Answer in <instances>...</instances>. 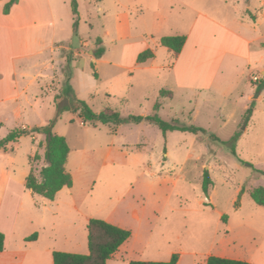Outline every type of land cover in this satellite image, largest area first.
I'll use <instances>...</instances> for the list:
<instances>
[{
	"label": "rangeland",
	"instance_id": "rangeland-1",
	"mask_svg": "<svg viewBox=\"0 0 264 264\" xmlns=\"http://www.w3.org/2000/svg\"><path fill=\"white\" fill-rule=\"evenodd\" d=\"M10 1L0 0V14L9 13L13 5L7 13L4 8ZM50 1L54 42L62 48L27 62L28 77L18 82V90L27 86L25 93L16 104H0V140L16 129L52 126L49 131L63 135L70 148L65 171L72 186L61 189L52 202L26 189L30 170L40 181L46 165L44 133L21 136L0 148V228L14 225L0 264L13 258L11 252L28 249L30 242L24 240L33 234L40 238V249L74 250L65 238L71 233L79 239L82 232L84 241L82 219L87 215L103 221L115 215L133 230L130 254L112 264L167 262L172 255L179 264H198L224 237L236 244L259 245L263 238L251 237L248 228L264 221V206L250 196L255 189L264 190V175L258 173L264 171L261 67L253 56L251 64L241 62L242 74L233 85L228 81L211 90L172 91L166 87L172 59L159 45L165 36L187 37L200 13L229 24L248 5L259 11V0H76V16L72 0ZM35 2L16 1L26 12L40 7ZM123 14L127 19H120ZM34 22L39 20L28 19V24ZM250 22L248 17L246 24ZM35 24L26 29L28 40L41 35V26ZM201 37L212 40L208 28ZM80 41L88 48L82 50ZM146 46L154 58L137 66ZM99 47L102 57L89 60V50ZM79 49L81 57L73 58L71 52ZM41 61L49 62L43 73L54 74L51 93L45 89L46 80L31 78L39 70L32 65ZM161 90L171 91L172 98L160 97ZM258 93L261 98L255 99ZM77 101L96 114L114 110L121 122L83 127L81 113L71 109ZM245 105L253 112L248 120ZM148 116L205 132L163 134L153 122L130 121ZM204 172L212 183L207 195L202 190ZM75 205L77 211L71 208ZM133 210L139 212V221Z\"/></svg>",
	"mask_w": 264,
	"mask_h": 264
},
{
	"label": "crops",
	"instance_id": "crops-1",
	"mask_svg": "<svg viewBox=\"0 0 264 264\" xmlns=\"http://www.w3.org/2000/svg\"><path fill=\"white\" fill-rule=\"evenodd\" d=\"M34 4L40 5V7L32 8V10L26 12L22 9L23 7L20 3H15L8 14H0V104L9 102L16 104L19 97L25 93L27 86H24L22 90H18V82L19 78L25 80L26 77H28L27 68L30 66L27 62L30 59L41 57L45 51L54 53L57 48H62L60 42H57V46L54 42L56 35L51 1L36 0ZM246 8L245 12L235 15L229 24H222L206 14H198V18L194 21L191 33L186 37L180 53L173 55L171 51L165 48L172 59V65L169 69V83L166 87L172 91L175 89L183 90V88L197 91L211 90L215 86L222 87L228 81L233 85L236 83L238 76L242 74L241 62L251 64L253 56L255 58L254 63L260 65L261 68L259 71L262 73L264 71V0H259V11L254 12L255 6L251 5H248ZM248 17L251 18L252 23L246 24ZM29 18L38 19L39 22L28 24ZM121 18L124 20L127 19V16L123 14L120 16V19ZM35 23L41 26V35L33 40H28L27 34L25 33L26 29L36 25ZM49 26L53 27L51 31L49 30ZM207 28L210 30L212 40L204 42L201 36ZM47 40H49V42H47ZM216 40L218 41L216 42ZM100 43L102 44V41H100ZM80 47L82 50L83 48H88L83 41H80ZM146 48L149 49L148 46H146ZM81 49L71 52L73 58L78 59L81 57ZM88 55H90L89 60H92L94 51L89 50ZM151 60L152 59L143 64H138L137 66L146 65ZM32 66L34 69L38 67L39 70L31 78L33 80H46L47 83L51 82L52 84L50 85L46 83L45 89L49 93L53 92L56 87L53 82L54 74H47V76L43 73L45 69L47 70L49 62L46 63V61H41ZM52 67L53 65L51 64V70ZM71 79L72 76L70 80ZM30 81L31 80L27 81V84H29ZM168 92L170 93V97L168 98L171 99L172 92ZM254 98L260 99L261 93H258ZM248 109L249 107L247 105L242 107V110L245 112ZM14 110L18 111L19 107H14ZM80 123L83 127H92L83 125L82 121ZM246 129L247 128H244L242 130L246 131ZM56 135L64 137L61 134ZM29 192L35 195L30 190ZM71 208L77 211L76 205ZM47 209L48 208L44 207L42 210L45 211ZM133 216L136 220H140L137 210H133ZM222 218H224V215ZM90 219L95 218L87 215L83 216L82 219L85 233L84 241L82 232L80 233L79 239L69 233L65 238V242L68 244L69 248L74 250H65L63 252L73 254L80 253L81 255L83 253L88 254V246H85V241L87 242V224ZM109 219L110 220H105V222L130 231L131 236L121 245L119 250L106 264H112L111 262L119 260L123 261L124 257H128L130 250H132V247L129 248V242L133 236V230L128 228L129 226H127L122 219L115 217V215L111 216ZM248 230L251 237L260 235L263 238L259 245L251 243L245 245L236 244L234 239H227L224 237L220 239L219 243L215 244L212 250L204 254L203 260L198 264H204L206 259L211 256L242 261L249 264H264V221L255 227L250 225ZM13 231L14 225L8 229H3V227L0 228V232L5 237L4 250L1 254L7 255V244L13 236ZM39 241V237L32 242L26 241L30 242L26 245V247L29 248L24 252H11L13 258L18 259H14V261H12L13 258L9 259L10 261L6 264H53L52 253L54 251L52 249H40L38 245ZM131 261L139 260H129L128 264ZM179 261L180 260L177 261V264H179Z\"/></svg>",
	"mask_w": 264,
	"mask_h": 264
},
{
	"label": "trees",
	"instance_id": "trees-1",
	"mask_svg": "<svg viewBox=\"0 0 264 264\" xmlns=\"http://www.w3.org/2000/svg\"><path fill=\"white\" fill-rule=\"evenodd\" d=\"M17 0H11L4 8L5 13L8 12L10 7L16 3ZM72 13L77 15V3L76 0L71 1ZM77 23L75 21L73 28L76 29ZM186 37L185 36H165L160 38V46L168 49L177 55L180 53ZM100 42V40H97ZM103 48L99 47L94 51V56L100 58L103 55ZM154 58L152 50H145L141 52L136 62L137 64H143L148 60ZM160 97H170L168 91L161 90ZM159 105L154 106L155 111L158 110ZM73 112H80L83 117L82 123L85 126L95 127L97 123L101 124H118L121 122L120 115L111 109H105L104 111L96 114L91 111L86 103L77 101L71 108ZM252 115V108H249L244 119L248 120ZM143 120L155 123L163 134L173 131L190 132V133H204L201 128L194 126H181L177 121H171L170 123L155 119L153 117H130V121L139 123ZM45 128H33L31 130L16 129L6 137L0 140V148H5L9 143L15 142L21 136H27L31 133H44L46 135V150H45V162L46 165L40 170L39 178L37 181L33 173L29 172L26 177L25 187L33 194L42 197L46 200L53 201L55 195L63 188H71L72 179L71 176L65 171V164L69 154V147L64 137L51 133L49 129ZM258 173L264 175V171H258ZM202 190L205 195L208 194L209 186L212 185L211 180L207 172L203 173ZM252 200L259 206L264 205V190L259 188L255 189L250 194ZM131 236L130 231L121 229L114 225H111L103 220L90 219L87 224V246L88 254H73L66 252L54 251L52 253L53 264H106L108 260L119 250L121 245L125 243ZM37 238V234H33L26 239V241H34ZM5 237L0 232V253L4 250ZM178 257L172 255L168 262H145V261H131L129 264H177ZM204 264H249L242 261L223 259L218 257H208Z\"/></svg>",
	"mask_w": 264,
	"mask_h": 264
},
{
	"label": "built area",
	"instance_id": "built-area-1",
	"mask_svg": "<svg viewBox=\"0 0 264 264\" xmlns=\"http://www.w3.org/2000/svg\"><path fill=\"white\" fill-rule=\"evenodd\" d=\"M253 81L257 82V79H256V78H254V79H253Z\"/></svg>",
	"mask_w": 264,
	"mask_h": 264
},
{
	"label": "water",
	"instance_id": "water-1",
	"mask_svg": "<svg viewBox=\"0 0 264 264\" xmlns=\"http://www.w3.org/2000/svg\"><path fill=\"white\" fill-rule=\"evenodd\" d=\"M261 74H262V76L264 77V71H263Z\"/></svg>",
	"mask_w": 264,
	"mask_h": 264
}]
</instances>
